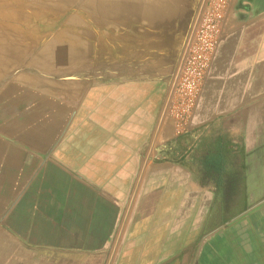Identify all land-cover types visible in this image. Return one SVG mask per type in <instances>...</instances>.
<instances>
[{
	"label": "crops",
	"instance_id": "crops-1",
	"mask_svg": "<svg viewBox=\"0 0 264 264\" xmlns=\"http://www.w3.org/2000/svg\"><path fill=\"white\" fill-rule=\"evenodd\" d=\"M194 2L0 0V264H264V0L179 132Z\"/></svg>",
	"mask_w": 264,
	"mask_h": 264
},
{
	"label": "built area",
	"instance_id": "built-area-1",
	"mask_svg": "<svg viewBox=\"0 0 264 264\" xmlns=\"http://www.w3.org/2000/svg\"><path fill=\"white\" fill-rule=\"evenodd\" d=\"M205 6L206 13L198 22L168 105L179 132L190 128L216 71L224 41L228 0H209Z\"/></svg>",
	"mask_w": 264,
	"mask_h": 264
},
{
	"label": "rangeland",
	"instance_id": "rangeland-1",
	"mask_svg": "<svg viewBox=\"0 0 264 264\" xmlns=\"http://www.w3.org/2000/svg\"><path fill=\"white\" fill-rule=\"evenodd\" d=\"M208 1L209 0H196V2L193 3L191 16H190V19L187 23V26H188V24H189V26L186 28L187 31L185 30V33L183 34L181 39H179V42H178L179 56H178V60H177V66H178V63L180 62V55H182V52H184V49L186 46V41H187L188 37L192 33V37H191V41H192L194 33L196 32L198 24L195 25V22H196V19L198 17V14L200 13V15L198 17V20H200V18L203 17L206 13V11H205L206 6L205 5L207 4ZM198 20H197V23L199 22ZM194 25H195V27H194ZM190 31H191V33H190ZM191 41H190V43H191ZM189 46H190V44H189ZM189 46H188V48H189ZM187 51H188V49H187ZM186 54H187V52H186ZM185 57H186V55H185ZM129 62L131 63V65L128 66V73H130V74H137L139 71H142V69L145 70V68L147 67V66H145L147 64L146 62H145L144 68L142 66H138V65L136 66V63H133V61H129ZM177 81H178V79H177ZM168 89H170V86L167 85V90ZM192 166L197 167L198 164H192Z\"/></svg>",
	"mask_w": 264,
	"mask_h": 264
},
{
	"label": "water",
	"instance_id": "water-1",
	"mask_svg": "<svg viewBox=\"0 0 264 264\" xmlns=\"http://www.w3.org/2000/svg\"><path fill=\"white\" fill-rule=\"evenodd\" d=\"M199 15H200V13L198 14V17H199ZM198 17H197V19H196L195 25L197 24ZM195 25H194V27H195ZM191 37H192V33L190 34V36H189V38H188V40H187V43H186V46H185L184 52H183V54H182V57H181L180 63H179L178 68H177V70H176V74H175V76H174V79H173V82H172V85H171V89H170V92H169V95H168L167 106H168V104H169V102H170V99H171V96H172V94H173V90H174L175 84H176V82H177V79H178L179 73H180V71H181V67H182V64H183V61H184V58H185V55H186V52H187V49H188V46H189L190 41H191ZM167 106H166V107H167Z\"/></svg>",
	"mask_w": 264,
	"mask_h": 264
},
{
	"label": "flooded vegetation",
	"instance_id": "flooded-vegetation-1",
	"mask_svg": "<svg viewBox=\"0 0 264 264\" xmlns=\"http://www.w3.org/2000/svg\"><path fill=\"white\" fill-rule=\"evenodd\" d=\"M198 21H199V20H198ZM197 24H198V23H197ZM188 26H189V24H188ZM188 26H187V27H188ZM182 31H183V30H182ZM186 31H187V29H186ZM190 33H191V31H190ZM180 38H181V37H179L178 40H179ZM188 38H189V37H188ZM187 40H188V39H187ZM186 43H187V41H186ZM173 53H174V52H173Z\"/></svg>",
	"mask_w": 264,
	"mask_h": 264
}]
</instances>
